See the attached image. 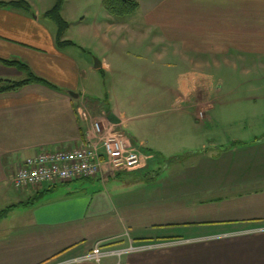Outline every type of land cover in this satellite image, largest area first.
Returning a JSON list of instances; mask_svg holds the SVG:
<instances>
[{"label": "crops", "instance_id": "crops-1", "mask_svg": "<svg viewBox=\"0 0 264 264\" xmlns=\"http://www.w3.org/2000/svg\"><path fill=\"white\" fill-rule=\"evenodd\" d=\"M26 1L29 12L0 8V59L26 62L33 73L62 90L31 82L0 92V264L65 261L98 242L118 247L129 240L134 245L160 246L126 254L119 264H264V159L255 158L256 150L238 151L236 161L234 153L225 151L169 161L162 169L167 167L170 175L158 179L161 157L178 151L170 143L185 134L173 126L160 129L154 118L167 109L172 119L185 116V122L190 119L195 128L190 113L174 105L177 98L184 101L190 96H181L175 89L180 86L165 85L156 67L140 66L133 74L122 68L124 62L139 64L141 56L124 48L129 43L122 32L108 28L114 23H108L111 15L101 0L92 13L64 0L62 16L79 18L76 32L89 40L75 42L69 25L64 37L73 44L61 49L55 43L53 22L44 16L54 0ZM138 2L131 21L156 31L172 48L141 55H179L190 61V69L202 67L209 57L227 63L235 57L264 59V0ZM86 15L92 22L85 21ZM85 49L101 61L99 68ZM112 58L114 66L108 62ZM99 71L108 74L107 81H98ZM25 76L0 61L1 79ZM99 83H105L104 100L96 96L101 93ZM191 85L181 88H204ZM109 87L116 89L111 94L114 108L107 106ZM159 88L163 90L154 91ZM188 102L198 114L200 107L206 111L208 103L203 99ZM110 114L114 122L108 120ZM87 118L103 119L112 130L122 132L144 162L123 171H113L104 163L98 177L43 184L7 195L4 188L11 184L19 160L87 142ZM114 262L106 258L103 264Z\"/></svg>", "mask_w": 264, "mask_h": 264}, {"label": "rangeland", "instance_id": "rangeland-1", "mask_svg": "<svg viewBox=\"0 0 264 264\" xmlns=\"http://www.w3.org/2000/svg\"><path fill=\"white\" fill-rule=\"evenodd\" d=\"M85 3L88 6L87 9H84V7H86ZM97 3V0H73L72 6L74 4L80 5L83 7L82 9L84 12L92 13ZM67 13L70 14V11ZM131 17L132 16H108V23H114L108 25V28H113V31L117 28L118 32H122L121 35L125 42L129 43V45L124 46V48L129 50L132 55L139 54L141 56L139 58V64L135 63V61H130L128 63L124 62L122 68H124V70L127 69L128 73L133 74L134 72L137 73L140 66L148 68L156 67L162 71L161 80H163V83L166 82L165 85H170L171 87L180 86L175 89L180 91L181 96L185 97L188 95L194 100L200 98L208 103L206 111L204 108L200 107L198 114L197 111H195L196 108L188 104L190 98H185L184 101L183 99L177 98L178 100L176 99L174 101V105L178 107V109H184L187 113H190L189 115L192 117V122L197 125H195V128L190 124V119H187L188 123L185 122V116H183L184 118L182 120L172 119V115L167 113V109L161 111V113H164L163 116L154 118V124L159 126L160 129L173 126L176 130L179 129L180 132L185 134L178 135V139L170 143V147L180 148L178 151L172 153L171 156L161 157V168L156 171L159 175L157 178L162 179V177L168 176L169 172L167 167L165 168L167 171L162 169L166 162H173L177 159L181 162L185 159L193 158L192 155L195 154H197L198 156L196 157L199 158L201 156L203 157L205 153L212 156L216 154V152L220 154V152L225 151L228 155L234 153L233 158L234 161H236V157L238 155L240 157L241 154L237 153L238 151L252 149L256 150V159H264V152H260L261 149L264 148V59L249 60L250 58L247 57L248 59L246 61H240L239 58L235 57L230 58V63H227L223 59L215 62L213 58L209 57L208 61L205 62L202 67H195L192 65L190 69L187 64L190 61H184L179 55L174 56L171 54L163 57H158L156 55H141L143 52L152 54L154 51H161L164 49L171 50L172 48L162 38L158 37L156 31H147L146 27L131 21ZM63 18L71 25L70 37H74L73 40L75 42L81 39V41H85V39L89 40L88 37L84 38L81 34L76 32V25L80 20L79 18L77 20L73 18L69 20L68 16H64ZM85 19L87 23L92 22L90 15ZM118 21H121V23L116 24ZM84 51H86L88 56H91L92 59L96 58L93 57L90 49H85ZM129 57L137 58L138 56ZM112 60L113 61L108 59V62L114 66V58H112ZM243 68L249 71L243 72ZM7 76L15 77L13 74ZM7 76L5 75V77ZM97 77L98 81L101 80V82L102 80H108V74L102 71L98 72ZM190 83H192V85H202L204 88H181ZM104 85L105 83H99L101 93L96 95L100 96L103 100L106 90ZM107 90V106L108 108H114L116 105L111 94L114 90L116 91V89H111L109 87ZM162 90V88H159L154 91L161 92ZM131 91L132 90H130V92ZM120 106L125 108V104ZM180 110L174 112H181ZM200 152L201 154L199 155ZM203 152L204 154H202ZM189 169L191 168H185V170ZM160 181H157V183ZM4 189L8 191L7 195H15L17 190L11 184ZM125 238H127V236H125ZM110 247L117 246L112 245ZM123 256L124 255H122V257ZM116 261L115 259V264Z\"/></svg>", "mask_w": 264, "mask_h": 264}, {"label": "built area", "instance_id": "built-area-1", "mask_svg": "<svg viewBox=\"0 0 264 264\" xmlns=\"http://www.w3.org/2000/svg\"><path fill=\"white\" fill-rule=\"evenodd\" d=\"M89 131L87 142H80L71 149L42 150L24 157L16 163L11 184L17 190L55 185L80 178L101 176L102 165L107 163L113 171L138 167L144 157L138 148L130 144L122 132L114 131L103 119L87 118ZM160 244L134 245L130 240L125 246L108 247L101 242L94 244L84 254L65 261L47 264H65L76 261H93L103 264L104 259L114 258L120 263L122 255L159 247Z\"/></svg>", "mask_w": 264, "mask_h": 264}, {"label": "trees", "instance_id": "trees-1", "mask_svg": "<svg viewBox=\"0 0 264 264\" xmlns=\"http://www.w3.org/2000/svg\"><path fill=\"white\" fill-rule=\"evenodd\" d=\"M63 3L64 0H55L54 4L44 13V16L50 18L54 24L55 43L59 49L73 44L71 40L64 37L69 27V23L61 14ZM101 3L106 12L114 17L131 16L136 14L139 9L138 0H101ZM2 7H11L26 12L30 11V5L26 0H0V8ZM0 61L6 65L14 66L18 70L23 71L26 75L23 79L13 80L0 78V92L15 90L31 82L42 83L51 88L62 90L47 79L33 73L26 62L18 59H0Z\"/></svg>", "mask_w": 264, "mask_h": 264}, {"label": "water", "instance_id": "water-1", "mask_svg": "<svg viewBox=\"0 0 264 264\" xmlns=\"http://www.w3.org/2000/svg\"><path fill=\"white\" fill-rule=\"evenodd\" d=\"M31 14H32V12H31ZM100 65H101V61L99 60V59H94V66L95 67H97V68H99L100 67ZM71 94H75V96H77V94L76 93H73V92H70ZM108 120L109 121H113L114 122V120H115V116L114 115H112V114H110V115H108Z\"/></svg>", "mask_w": 264, "mask_h": 264}]
</instances>
